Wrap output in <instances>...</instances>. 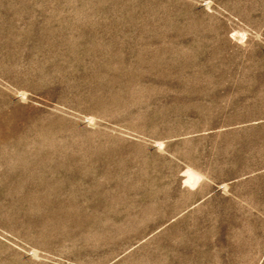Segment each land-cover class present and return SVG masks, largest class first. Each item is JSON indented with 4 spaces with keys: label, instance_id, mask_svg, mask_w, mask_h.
I'll return each instance as SVG.
<instances>
[{
    "label": "rangeland",
    "instance_id": "1",
    "mask_svg": "<svg viewBox=\"0 0 264 264\" xmlns=\"http://www.w3.org/2000/svg\"><path fill=\"white\" fill-rule=\"evenodd\" d=\"M0 264H264V0H0Z\"/></svg>",
    "mask_w": 264,
    "mask_h": 264
}]
</instances>
